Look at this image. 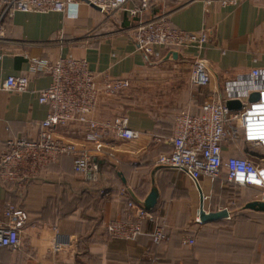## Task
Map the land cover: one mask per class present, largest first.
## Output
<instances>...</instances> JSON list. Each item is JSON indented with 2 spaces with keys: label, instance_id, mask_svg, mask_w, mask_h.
<instances>
[{
  "label": "crops",
  "instance_id": "crops-1",
  "mask_svg": "<svg viewBox=\"0 0 264 264\" xmlns=\"http://www.w3.org/2000/svg\"><path fill=\"white\" fill-rule=\"evenodd\" d=\"M222 1L155 0L136 17L131 11L140 0H127L125 10L113 17L74 3L64 14L17 12L3 21L0 148L8 139H35L49 112L39 104L36 92L47 88L51 78L30 73L32 60L52 63L70 55L88 63L98 85L105 79H127L129 87L115 95H100L85 122L53 131L56 140L86 154L96 164L95 172L76 174L71 157H60L23 187L0 180V221L6 205L28 215L19 246L0 249V264H264V212L244 208L259 201V189H233L206 179L195 183L182 173L155 166L156 157L171 150L176 115L197 116L208 98L223 94L226 84L235 82L231 88L243 92L252 71L264 75V0H236L225 6ZM158 16H166L174 28L185 32L207 30L203 51L197 55L193 50L156 48L157 55L151 56L138 51L132 37L135 25ZM195 56L209 72L207 86L193 87L188 81ZM25 75L27 91L4 89L8 77ZM122 117L129 130L138 132L137 139L111 134L97 143L85 139L94 124ZM237 132L233 138L228 131L222 157L248 158L264 166V148H253L244 142L241 130ZM173 175L181 180H164ZM152 188L157 202L151 212L162 221L168 241L153 246L148 222L141 223L142 234L135 241L111 239L106 223L131 219L127 202L143 205ZM221 190L230 193L225 200L230 204L215 208L210 200ZM199 193L205 212L226 209L229 217L200 223ZM186 239L193 245L184 243Z\"/></svg>",
  "mask_w": 264,
  "mask_h": 264
},
{
  "label": "built area",
  "instance_id": "built-area-1",
  "mask_svg": "<svg viewBox=\"0 0 264 264\" xmlns=\"http://www.w3.org/2000/svg\"><path fill=\"white\" fill-rule=\"evenodd\" d=\"M155 0H140V6L131 11V16H140ZM127 0H0V29L4 20L11 19L15 13L64 14L74 3L94 6L106 16L113 17L124 11ZM236 0H224L223 6L234 5ZM133 42L144 55H157L156 48H166L171 52L193 50L197 55L208 43L207 30L185 32L174 28L166 16H158L149 21H139L133 29ZM30 73H44L51 78L50 85L36 92L38 102L48 107L46 118L39 124L35 139H8L0 148V180L2 183H25L37 178L42 172L55 164L60 157H71L74 173L87 175L95 172L97 166L91 163L84 153L75 146L58 141L53 136L56 128H64L75 122H85L97 104L100 95H115L129 87L127 79H105L100 85L88 68L84 59L72 56L59 57L50 63L32 60ZM246 96L257 93L258 99L248 102L241 99L242 108L228 111L225 101L229 99L231 85H225L223 94L214 93L200 107L197 116L186 113L176 115L173 122L171 150L159 154L155 166L163 171L184 174L193 182L199 180L221 181L236 187H254L260 190L259 201L264 202V166L261 162L248 158L222 157V144L232 131L233 138L240 129L242 139L253 148H264V139L252 137L250 132L264 130V75L259 71L250 74ZM27 76L8 77L4 89L10 93L27 91ZM210 75L204 62L195 56L189 83L193 87L209 84ZM94 130L86 135V140L97 143L103 136L135 140L138 132L127 127V119L122 117L111 122L93 125ZM250 134V135H249ZM132 217L127 221H109L105 230L111 239L135 241L141 234L142 222L152 225L149 234L153 245L168 241L159 218L145 210L142 205L128 202ZM28 215L22 209L6 205L0 221V249L13 250L19 246L22 229L27 225ZM162 222V221H161ZM184 243L193 245V240Z\"/></svg>",
  "mask_w": 264,
  "mask_h": 264
},
{
  "label": "water",
  "instance_id": "water-1",
  "mask_svg": "<svg viewBox=\"0 0 264 264\" xmlns=\"http://www.w3.org/2000/svg\"><path fill=\"white\" fill-rule=\"evenodd\" d=\"M93 8H96L92 6ZM173 56H176V53H173ZM230 95L229 99L225 101V107L228 111H237L242 108L241 99L245 98L246 94L241 92L242 89L237 90L236 88H229ZM238 91V92H235ZM240 91V92H239ZM248 102H254L258 99L257 93H251L246 96ZM157 202V191L152 188L150 193L147 195L143 208L149 212L153 211ZM245 209H250L257 212H264V202L253 201L248 203ZM229 217V213L226 209H221L215 212H205L203 209V197L199 193V207H198V220L202 224L212 223L218 220L226 219Z\"/></svg>",
  "mask_w": 264,
  "mask_h": 264
},
{
  "label": "rangeland",
  "instance_id": "rangeland-1",
  "mask_svg": "<svg viewBox=\"0 0 264 264\" xmlns=\"http://www.w3.org/2000/svg\"><path fill=\"white\" fill-rule=\"evenodd\" d=\"M188 81H189V79H188ZM164 180L165 181H171V182H179L181 180V178L173 175V176H167V178H165ZM213 194H215V195H212V197L214 199H211L210 202H211L212 206H215V208L216 207H223V205H225V204H230L229 200L225 202V200H227L229 198L228 195H230V193H224V191L221 190V191H217ZM180 198H183V197H180ZM233 198H235V196H233ZM197 204H198V197L196 196V199L194 201V205H196V207H197ZM187 209H188V207H187ZM192 210L193 211L196 210L195 207H193ZM189 216H191V217L194 216V213H192V214L190 213Z\"/></svg>",
  "mask_w": 264,
  "mask_h": 264
},
{
  "label": "bare ground",
  "instance_id": "bare-ground-1",
  "mask_svg": "<svg viewBox=\"0 0 264 264\" xmlns=\"http://www.w3.org/2000/svg\"><path fill=\"white\" fill-rule=\"evenodd\" d=\"M250 134L252 135V137H256V138H259V139H264V130L263 131L252 130V132H250ZM127 204H128V202H127Z\"/></svg>",
  "mask_w": 264,
  "mask_h": 264
},
{
  "label": "trees",
  "instance_id": "trees-1",
  "mask_svg": "<svg viewBox=\"0 0 264 264\" xmlns=\"http://www.w3.org/2000/svg\"><path fill=\"white\" fill-rule=\"evenodd\" d=\"M169 153V152H168ZM216 182V181H215ZM217 182H221V181H217ZM228 186V185H227ZM228 187H231V188H233V189H235L236 188V186H232V185H229ZM153 214V213H152ZM154 215V214H153ZM105 228V227H104ZM106 231V230H105ZM107 233V232H106ZM150 234V233H149ZM108 235V234H107ZM151 240V239H150ZM153 245V244H152ZM153 246H156V245H153Z\"/></svg>",
  "mask_w": 264,
  "mask_h": 264
}]
</instances>
